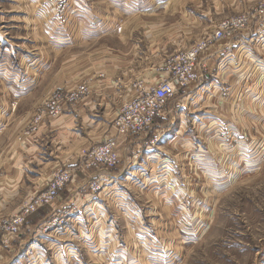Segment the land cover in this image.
Instances as JSON below:
<instances>
[{
	"label": "crops",
	"instance_id": "1",
	"mask_svg": "<svg viewBox=\"0 0 264 264\" xmlns=\"http://www.w3.org/2000/svg\"><path fill=\"white\" fill-rule=\"evenodd\" d=\"M96 1L70 0L68 10L62 15L48 6L39 9L35 14L41 19L38 30L43 37L42 47L52 52L39 51L38 55L36 49L29 51L24 60L21 59L20 64L25 65H22V69L16 64L19 61L11 63L8 58L12 57L8 54L1 56L0 53V222L18 213L30 196L42 191L57 168L64 165L79 167L81 151L98 143L110 130L117 110L128 97L134 96L133 83L136 80H147L151 83L164 75L162 72L158 74L156 66L154 69L147 68V58L150 60L152 57L145 53L141 55L142 51L134 50L132 55L125 58L120 56L121 52L116 50L119 46L116 45L115 39H118L123 47L142 48L145 52V44L149 42L148 48H154L152 53H155L156 59L151 60L157 64L163 58L162 52L167 49V45L162 43V30L168 27L167 20L161 18L153 25L148 22V18L164 16L172 19L182 15L189 18V23L200 24V21L192 18L194 13L179 8L178 0H101L102 5ZM33 2L38 4L40 0ZM170 25L174 26L172 23ZM158 28L160 31H157ZM208 30L209 28L203 32ZM148 32L153 34L152 38L146 41ZM203 32L185 37L190 40L198 39ZM170 41L171 49L168 50L171 55L180 47L188 46V42H179L178 37ZM160 69L161 67L159 71ZM238 79L234 71L220 83H213L208 78L205 87L208 89L212 84V100L206 97L205 89L192 86L169 105L170 118L161 125L164 136L160 142V151L181 165L183 173L188 169L185 163L189 159L207 158L206 154L197 150L196 143L201 148L206 143L226 146V141L219 137L222 131L216 135L215 130L218 131L220 127L218 123L221 116L237 104L234 103V96L242 91V85H237ZM79 85H85L88 90L78 103L65 105L59 116L46 117L36 129L31 128L33 117L55 90L72 91ZM190 100H196L198 105L190 107ZM210 101H213L212 108L209 106ZM248 101L250 102V99ZM247 105L241 104V107L237 106L235 110L244 114L246 119H252L254 113H249L250 107ZM189 117L192 120H189ZM190 126H199L201 130L198 135L187 130ZM225 148L223 147L222 152L227 150ZM127 156L128 152H125L124 159H127ZM232 157L233 161H236V156L232 154ZM152 168H155V165H152ZM138 171L141 173L143 170L139 168ZM78 177L80 182L85 183L83 174L80 173ZM131 189L140 191L141 194L144 191L156 193L157 189L159 190L153 178L135 179L131 183L123 176L110 193L100 195V200L96 203L97 210L85 219L87 225L84 229L81 226V218L70 233L54 236L52 239L41 236L43 241L40 243V249L32 254H25L26 250L21 252L22 254L17 252L21 241L14 243L11 250L2 249L0 246V253L6 254V258L10 257V262H24H18L19 264H52L50 256L56 264H67L65 258L70 264H85V256L91 264H104L105 257L109 260L107 264H124L130 254L123 253L122 260L113 255L114 233L103 225L105 220L111 217L107 210H111V213L120 207L119 204L124 203L139 207L135 200H131ZM63 193V198L69 200L71 195ZM85 195L81 187H75L73 197L80 210L88 204ZM137 214L140 219L141 212ZM42 223L35 226L29 224L23 238L32 239L31 230H35ZM43 245L48 252L42 250ZM0 264L10 263L2 259Z\"/></svg>",
	"mask_w": 264,
	"mask_h": 264
},
{
	"label": "rangeland",
	"instance_id": "2",
	"mask_svg": "<svg viewBox=\"0 0 264 264\" xmlns=\"http://www.w3.org/2000/svg\"><path fill=\"white\" fill-rule=\"evenodd\" d=\"M96 2L103 4L101 0ZM178 2L179 8L194 13L195 16L192 18L200 21V24H191L189 18L182 15L172 19L164 16L148 18V22H152L153 25L161 18L167 20L168 27L162 30L164 35L162 43L167 45V49L162 52L163 58L160 63L152 62L155 53H152L154 48L149 50V42L145 44L147 46L145 52L142 48L123 47L121 42L115 39L116 45L119 46L116 50L121 52L119 55L125 58L132 55L134 50L142 51L141 55L145 53L152 57L150 60L147 58V68L154 69L156 66L155 69L160 74L159 68L163 69L177 52L190 49L209 37L225 20L246 18L254 23L256 32L264 26L263 14L254 16V9L264 3V0H178ZM69 4L70 0L62 10L47 0H40L38 4L33 0H0L1 56L8 54L12 57L8 58L11 63L19 61L16 64L22 69L24 64H20L21 59L24 60L29 51L36 49L38 55L39 51L50 53L51 50L42 47L43 37L38 30L41 19L35 13L48 6L62 15L68 10ZM171 23L174 26H171ZM166 28L175 33H170ZM207 28L209 30L204 33L203 30ZM201 32L204 34L198 39L190 40L185 37ZM152 34L153 32L146 33L145 40L152 38ZM174 37H178L179 42H183L185 37L184 43L188 42V46L180 47L171 55L168 49H171L170 40ZM256 52L264 58V48H258ZM238 72L245 74L247 69L241 68ZM140 81L136 80L133 84L136 85ZM145 82L148 83L147 80ZM237 83L242 85V91L234 96V103L240 95L244 98L242 97L243 99L235 104L233 109L229 108L230 111L226 112V115L223 112L224 116H221L218 123L220 125L218 131L214 129L216 135L222 131L219 137L226 141V146L200 142L203 144L201 148L196 143L197 150L206 154L207 158L189 159L185 163L188 169L184 173L179 165V168L171 173L169 181L162 183L156 193L144 191L141 194L138 189L139 192L131 189V200H135L139 207L132 203L131 205L128 203V207L124 203L119 204L120 207H116L118 209L111 208L113 210L111 213V210L106 211L111 217L105 220L103 226L114 233L113 255L121 259L123 253L130 254L124 264H264V91L256 85L247 90L243 86L244 82L237 80ZM209 97L210 100L214 98L213 95ZM248 99L250 102H247ZM212 102L209 104L211 108ZM244 103L250 107L249 113L250 111L254 113L252 119H246L244 114L236 112L237 106L241 107ZM188 119L192 120L190 117ZM187 130L198 135L201 129L199 126H190ZM223 147L227 149L224 152ZM232 154L236 156V161H233ZM138 212H141L140 219ZM50 215L51 212L47 219ZM86 217L87 215L84 216L85 219ZM84 218L81 225L83 229L87 225ZM42 248L48 252L46 246L43 245ZM21 252L24 253L25 250L22 249ZM49 259L52 264H56L51 256ZM65 259L66 263L70 264L68 259ZM85 259V264H91L86 256ZM3 260L10 264L24 263L10 262V257ZM108 261V257L103 260L104 264Z\"/></svg>",
	"mask_w": 264,
	"mask_h": 264
},
{
	"label": "built area",
	"instance_id": "3",
	"mask_svg": "<svg viewBox=\"0 0 264 264\" xmlns=\"http://www.w3.org/2000/svg\"><path fill=\"white\" fill-rule=\"evenodd\" d=\"M47 1L62 10L68 4V0ZM260 14L264 16V3L254 9V16ZM258 48H264V26L256 32L254 23L246 18L228 19L221 22L209 37L190 49L177 52L160 69L164 73L161 78L151 83L138 82L134 96L121 105L110 130L98 143L81 151L79 167L64 165L57 168L42 191L30 196L18 213L0 222L1 248L11 250L14 243L21 241L17 252L21 253L24 249L26 254H32L40 249L43 241L41 236L52 239L72 232L81 218L96 211L100 195L110 193L123 176L131 183L135 179L153 178L158 187L168 182L171 173L179 168L175 160L160 151V142L164 136L161 125L170 118L169 102L177 101L192 86L202 87L207 91L206 97L210 98L214 88L211 84L207 89L205 81L210 78L213 83H220L232 75L233 71L238 81H244L243 86L247 90L256 85L264 91V70H260L264 68V58L256 52ZM241 68H246L247 72L240 74L238 69ZM87 90L85 85L72 91L55 90L49 101L33 117L31 128L36 129L46 117L59 116L65 105L78 103ZM242 97L240 95L235 103H239ZM188 105L192 107L198 104L196 100H190ZM125 152H128L127 159H124ZM139 168L143 170L141 173ZM78 173L85 176V183L80 182ZM75 187H81L86 193L88 204L85 211L78 209L75 203ZM63 192L71 195L69 200L63 198ZM44 207L51 208V215L38 228L31 230L32 239L25 240L23 237L29 229V218ZM1 253L0 262L7 256Z\"/></svg>",
	"mask_w": 264,
	"mask_h": 264
},
{
	"label": "trees",
	"instance_id": "4",
	"mask_svg": "<svg viewBox=\"0 0 264 264\" xmlns=\"http://www.w3.org/2000/svg\"><path fill=\"white\" fill-rule=\"evenodd\" d=\"M51 209L49 207H44L33 216H31L28 220V225L31 224L33 226L39 224L40 222L47 219L48 215L50 214Z\"/></svg>",
	"mask_w": 264,
	"mask_h": 264
}]
</instances>
